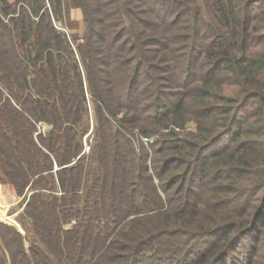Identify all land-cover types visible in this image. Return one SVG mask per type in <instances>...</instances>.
Listing matches in <instances>:
<instances>
[{"label":"trees","instance_id":"16d2710c","mask_svg":"<svg viewBox=\"0 0 264 264\" xmlns=\"http://www.w3.org/2000/svg\"><path fill=\"white\" fill-rule=\"evenodd\" d=\"M74 2L0 0V264H264V0Z\"/></svg>","mask_w":264,"mask_h":264},{"label":"rangeland","instance_id":"374dc122","mask_svg":"<svg viewBox=\"0 0 264 264\" xmlns=\"http://www.w3.org/2000/svg\"><path fill=\"white\" fill-rule=\"evenodd\" d=\"M74 0H62V14L60 18H56L54 20L55 26L57 28H64L67 32V37L69 39H74L80 36L84 31V24H83V15L82 11L79 7L75 6ZM46 6H49L46 3ZM89 129L88 132L85 134L83 138V151L88 153L90 149V143L92 141V127H93V119L91 115L89 116ZM38 128L43 130L44 132L50 128V125L44 122H40ZM196 123L193 119L187 120L184 124L183 128H177L178 131L183 133H191L195 131ZM57 166L53 167L55 170ZM32 191L27 192L26 198L22 196H18L14 190L9 186L8 182L0 180V217L5 222L13 224L16 226L21 232H25L24 229L27 231V234L31 236V220L27 214L26 210V202L29 194ZM66 227L71 226V224H66ZM243 246V245H242Z\"/></svg>","mask_w":264,"mask_h":264},{"label":"built area","instance_id":"2783aa9c","mask_svg":"<svg viewBox=\"0 0 264 264\" xmlns=\"http://www.w3.org/2000/svg\"><path fill=\"white\" fill-rule=\"evenodd\" d=\"M0 197H1V195H0ZM1 201V200H0ZM0 210H1V208H0ZM3 212V211H2ZM0 221H6V220H3L2 218H0Z\"/></svg>","mask_w":264,"mask_h":264},{"label":"water","instance_id":"95a60500","mask_svg":"<svg viewBox=\"0 0 264 264\" xmlns=\"http://www.w3.org/2000/svg\"><path fill=\"white\" fill-rule=\"evenodd\" d=\"M60 30H62V31H65V29H64V28H62V27L60 28Z\"/></svg>","mask_w":264,"mask_h":264},{"label":"bare ground","instance_id":"6f19581e","mask_svg":"<svg viewBox=\"0 0 264 264\" xmlns=\"http://www.w3.org/2000/svg\"><path fill=\"white\" fill-rule=\"evenodd\" d=\"M0 212H2V211H0ZM1 218V217H0Z\"/></svg>","mask_w":264,"mask_h":264}]
</instances>
